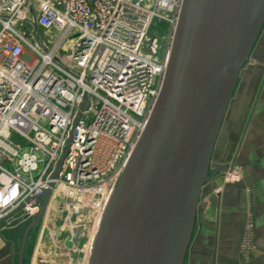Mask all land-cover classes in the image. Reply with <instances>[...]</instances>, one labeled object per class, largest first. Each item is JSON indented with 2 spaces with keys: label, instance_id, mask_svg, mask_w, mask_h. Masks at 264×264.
Returning a JSON list of instances; mask_svg holds the SVG:
<instances>
[{
  "label": "built area",
  "instance_id": "2783aa9c",
  "mask_svg": "<svg viewBox=\"0 0 264 264\" xmlns=\"http://www.w3.org/2000/svg\"><path fill=\"white\" fill-rule=\"evenodd\" d=\"M183 2L0 0V222H32L54 184L50 200L66 199L70 216L96 217L94 239L161 94ZM162 24L164 49L151 35ZM86 219L71 225L77 245Z\"/></svg>",
  "mask_w": 264,
  "mask_h": 264
},
{
  "label": "water",
  "instance_id": "95a60500",
  "mask_svg": "<svg viewBox=\"0 0 264 264\" xmlns=\"http://www.w3.org/2000/svg\"><path fill=\"white\" fill-rule=\"evenodd\" d=\"M263 29L264 0H184L161 94L111 195L87 264L185 263L201 193L216 174L210 169L217 140ZM71 143L72 134L53 180ZM53 187L26 231L19 264Z\"/></svg>",
  "mask_w": 264,
  "mask_h": 264
},
{
  "label": "rangeland",
  "instance_id": "374dc122",
  "mask_svg": "<svg viewBox=\"0 0 264 264\" xmlns=\"http://www.w3.org/2000/svg\"><path fill=\"white\" fill-rule=\"evenodd\" d=\"M156 32L159 34L160 45L164 49L168 41V27L164 24L161 27L155 25L151 30V35ZM30 33L32 37L41 40H46L50 36L44 31L34 29L30 30ZM258 46L260 60L257 62L251 58L245 65L234 92L235 101L243 103L241 112L244 114L247 112V115L241 113L238 121L239 125V122L243 120L238 133L239 164H236L240 171V178L223 176L220 179L223 185L243 186L247 194L246 207L239 214V216H248L247 218L250 219L246 223L240 242L241 263L249 261L255 248L252 216H264V35H261ZM246 85L250 87L246 88L249 95L243 96L242 90ZM254 85H257L258 89L252 99ZM251 173L254 181L253 190L249 189L246 181ZM253 197L254 204L252 203ZM70 206L66 199L52 197L40 225L29 235L24 264H86L93 239L90 233L96 217L77 216V213L70 216L73 210L68 209ZM86 217H88L86 222L88 221L90 228L83 229L82 238L77 245V241H70L71 225L78 219L84 220ZM29 225L30 222L17 228H10L6 224L0 225V250L8 252L9 264H19V253Z\"/></svg>",
  "mask_w": 264,
  "mask_h": 264
},
{
  "label": "crops",
  "instance_id": "0c3cea01",
  "mask_svg": "<svg viewBox=\"0 0 264 264\" xmlns=\"http://www.w3.org/2000/svg\"><path fill=\"white\" fill-rule=\"evenodd\" d=\"M261 35H264V29ZM258 45L259 41L251 57L257 62L260 60ZM247 87L250 88L247 85L243 87V96L249 95ZM257 89L258 86L254 85L252 99ZM242 104L241 101H235L233 95L211 162L210 172L216 174L214 179L204 186L201 193L195 229L184 264H264V216H252L255 248L249 261L241 263L240 242L246 223L250 219L239 214L246 207L247 194L243 186L223 185L220 180L228 174L220 171L225 168L228 171L230 164H239L238 133L243 120L239 125L238 121L241 113L247 115V112L245 114L241 112ZM246 181L249 189L253 190L252 173ZM252 195L254 196V193ZM252 203L254 204V197ZM9 263L8 252L0 250V264Z\"/></svg>",
  "mask_w": 264,
  "mask_h": 264
}]
</instances>
